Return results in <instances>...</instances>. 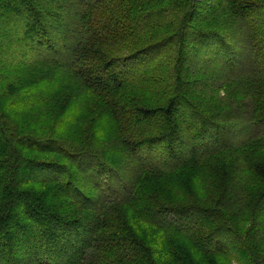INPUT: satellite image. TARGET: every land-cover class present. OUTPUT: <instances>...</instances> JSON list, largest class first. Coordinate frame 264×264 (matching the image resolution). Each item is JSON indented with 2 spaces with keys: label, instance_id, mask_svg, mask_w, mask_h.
<instances>
[{
  "label": "trees",
  "instance_id": "16d2710c",
  "mask_svg": "<svg viewBox=\"0 0 264 264\" xmlns=\"http://www.w3.org/2000/svg\"><path fill=\"white\" fill-rule=\"evenodd\" d=\"M0 264H264V0H0Z\"/></svg>",
  "mask_w": 264,
  "mask_h": 264
},
{
  "label": "rangeland",
  "instance_id": "374dc122",
  "mask_svg": "<svg viewBox=\"0 0 264 264\" xmlns=\"http://www.w3.org/2000/svg\"><path fill=\"white\" fill-rule=\"evenodd\" d=\"M155 33H157V31ZM131 39L136 40V37H132ZM129 50H131V47L129 48ZM129 50L128 51L126 50V51L129 52ZM149 70L150 68L142 72V76L140 77V80H138L140 84L144 83V81L147 80L146 84L141 86L142 92L146 96H150L152 94L153 89H156L153 84V80L148 81V79H146L149 75L153 76V74L151 73L152 71L150 70L151 71L150 72ZM206 76H207L206 78L204 76L203 77L200 76L199 79H208L209 81V79L211 78V75L208 76V74H206ZM157 84L158 86L160 85V83H157ZM200 87L201 88H199L197 92H195V95L197 96V100L202 105L207 106V109L211 113L212 111H215V110H222L224 107L229 106L230 103L232 102V98L229 97L228 99V98L223 97L224 89H219L217 86V82L212 84V81H211V83L208 82L207 85H203ZM76 96L77 97L74 99V102H73L74 108L67 113V116H66L67 118H65V119H69V122L66 125H64V128L63 127L61 128V130L63 129V131L66 134L68 133L66 130L69 131V128H67V126H69L71 123L73 124H71L70 126L79 130L81 128V125L83 126L84 125L83 123L87 121V119H84V116L81 117V119L79 117L82 113L83 115L87 114V110H86L87 107H84V106H88L86 103H89L91 96L84 92L77 93ZM214 98H222V99L220 101H215ZM80 101L85 104L79 105ZM223 104L225 105L221 107V105ZM97 116L98 115L95 116L96 119L94 120V122L90 123V128H88V132L92 133V135L96 137L97 139H100L101 137H106L108 135L117 134L118 128L114 123H112L108 119H104L103 117L98 118ZM82 120L83 122H81ZM75 132L77 131H74L73 133ZM78 134H82V131L79 130ZM255 144H256L255 149L260 150V145H257V143ZM120 164H121V161H120ZM201 174L202 173L200 172V170L198 171L197 170H180V172L178 173L179 175L178 180L182 182L181 191H179V188L174 190L173 187H169V189L170 188L171 189L168 191V193H165V195L169 199H173V200L175 199V200H179L182 202H189L190 200L202 199L204 196L203 197L201 196L205 193L206 187H205L204 181H201L202 180ZM173 177L174 176H172L171 181L173 180Z\"/></svg>",
  "mask_w": 264,
  "mask_h": 264
}]
</instances>
